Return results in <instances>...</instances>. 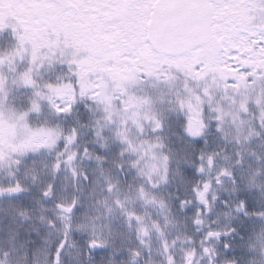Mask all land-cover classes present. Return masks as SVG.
Masks as SVG:
<instances>
[{
	"label": "snow or ice",
	"instance_id": "1",
	"mask_svg": "<svg viewBox=\"0 0 264 264\" xmlns=\"http://www.w3.org/2000/svg\"><path fill=\"white\" fill-rule=\"evenodd\" d=\"M0 264H264V0H0Z\"/></svg>",
	"mask_w": 264,
	"mask_h": 264
}]
</instances>
